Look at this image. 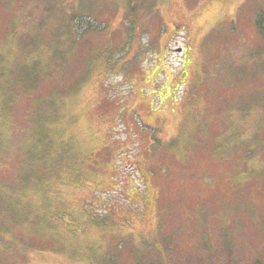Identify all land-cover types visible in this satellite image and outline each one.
<instances>
[{"label":"rangeland","instance_id":"obj_1","mask_svg":"<svg viewBox=\"0 0 264 264\" xmlns=\"http://www.w3.org/2000/svg\"><path fill=\"white\" fill-rule=\"evenodd\" d=\"M45 1L0 0L47 70L0 79V264H264V0Z\"/></svg>","mask_w":264,"mask_h":264},{"label":"trees","instance_id":"obj_2","mask_svg":"<svg viewBox=\"0 0 264 264\" xmlns=\"http://www.w3.org/2000/svg\"><path fill=\"white\" fill-rule=\"evenodd\" d=\"M46 5L52 9H54V7H57L56 0L45 1V7H46ZM50 8L48 10L49 13H51ZM73 17L71 16L70 18H67V20L62 19L61 20L62 28H67V24H68L69 19H71V21H72V28H73V26L76 22V18H73ZM255 19H256L255 24H256L257 31H258V33H259V35L263 41V44H264V16L262 13H258L256 15ZM36 21H37V23H39V22H41V19H36ZM48 21L49 20H47V22ZM7 34L11 36L13 34V29L8 28ZM21 47H25V46L21 45ZM29 49H30V52H32V53H36V52H43L44 53V51L40 50L38 47H35V46L29 47ZM46 51L47 52H45V53L50 54V57L52 59L53 64H55L57 62L60 63L61 61H63L64 56L60 55L59 51L51 50V48L46 49ZM40 54H42V53H40ZM42 60L40 59V60L34 61L33 63L29 64V68L31 69L30 74H25L23 72V70L21 69V66L19 64H17V67H16L17 70L10 71V72L2 75V77L0 78L2 81H4V79H2V78L8 77V80L5 81V83L2 85V87L5 89V91L7 93H10L11 96L16 95L14 97H18L25 90H27V91L32 90L36 86L33 84H34L35 80L38 79L39 76H41L43 73H44L45 77L47 76V70H46L45 64H43ZM32 61H33V59H32ZM20 84H21V89H19V91H18ZM148 132L150 134L151 140L154 141L153 145H158L159 139H158L157 130L156 129H150V131H148ZM54 153H56V152L54 151ZM57 155L58 154L56 153V156ZM104 221L105 222L102 224L99 223V227H105L106 226L107 217L104 218ZM128 247L132 250V252L130 254L131 260H132L131 264H143V263L145 264V259H144L145 255L143 254L144 252H140V254H138V252L135 250V248H133L131 245ZM151 248L154 249L153 250L154 256L160 255V254H157V253H160L158 248H155L154 245L151 246ZM205 252H208V251H205ZM258 259L260 260L261 258L260 257L256 258V260L254 261L253 264H259L260 261ZM151 264H153V263H151Z\"/></svg>","mask_w":264,"mask_h":264},{"label":"bare ground","instance_id":"obj_3","mask_svg":"<svg viewBox=\"0 0 264 264\" xmlns=\"http://www.w3.org/2000/svg\"><path fill=\"white\" fill-rule=\"evenodd\" d=\"M256 20V19H255Z\"/></svg>","mask_w":264,"mask_h":264}]
</instances>
